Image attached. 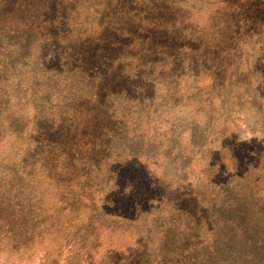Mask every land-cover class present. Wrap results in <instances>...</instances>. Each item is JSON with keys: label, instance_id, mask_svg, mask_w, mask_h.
Segmentation results:
<instances>
[{"label": "trees", "instance_id": "1", "mask_svg": "<svg viewBox=\"0 0 264 264\" xmlns=\"http://www.w3.org/2000/svg\"><path fill=\"white\" fill-rule=\"evenodd\" d=\"M196 1L0 0V264H14V255L18 261L52 231L59 238L48 243L55 252L49 264H264V164L245 159L249 139L221 128L199 189L177 183L172 198L148 177L142 153L118 135L116 124L136 133L159 108L176 107V94L202 97L203 134L241 114L238 89L264 100V0H205L212 9L201 20L190 13L202 11ZM166 68L171 79L157 101V70ZM171 128L170 151L183 132ZM189 132L191 157L206 145ZM250 132L264 135V127ZM113 144L124 159H108ZM95 149L105 154L103 171L88 158ZM77 162L91 166L99 183L86 172L70 183ZM41 168L60 189L57 212L41 207ZM101 183L110 187L100 213L85 208L82 218L77 203L93 201ZM165 207L172 219L159 241L139 234L134 246L108 248L93 260L101 246L98 218L136 224L150 216L154 223ZM58 212L74 216L61 221ZM74 244L79 261L64 253ZM46 254L34 264H47Z\"/></svg>", "mask_w": 264, "mask_h": 264}, {"label": "rangeland", "instance_id": "2", "mask_svg": "<svg viewBox=\"0 0 264 264\" xmlns=\"http://www.w3.org/2000/svg\"><path fill=\"white\" fill-rule=\"evenodd\" d=\"M196 3L197 5H200L202 11H197V9H194L190 10V13H193L194 16L198 17L201 20L205 16V14L212 9V6L206 3L205 0H198L196 1ZM157 72H163V75L158 76L160 85H158L156 88L157 90L154 98L158 101L160 99L159 96L167 93L165 86L171 79L169 78L171 76V73L167 68L166 70L158 69ZM243 90L244 89H238V91L235 92L238 94L241 93V100L239 101V103L243 104L240 108L241 114L233 113V121H231L230 123H225L222 125H220V123L218 122L213 123L211 126V131L208 132V134H203V126L205 123V116L203 112L206 110V104L200 102L202 97L200 99L198 97H195L186 100L182 98L181 94H176V96H173L172 100H176L177 98L179 101H181V103L176 105V107L174 108H159L160 112L157 113L156 116H151L141 122L140 127H138V132L142 131V135H144L143 138L138 137V132L133 133L130 129L122 130V127L116 124V127L118 128V135L120 136V138H122L120 139V141H128L129 143H133L136 149L142 153L140 159L145 163L144 166L147 169L144 170L148 171V174L150 175H148V177L152 178L153 180L160 181L163 186L166 187V190L162 188L163 190H165L164 192L171 195L172 198L175 197L174 195L176 194V188H178L177 183H180V186L182 187H187V184L189 182H192L193 191H197L196 189H199L197 188L199 187L197 183L206 178L204 169L206 163L208 162V158L210 157L209 153L220 147V139L222 135L221 128L223 127L229 129L234 128L237 131V137H239L240 140H250V143H248V152L245 159L257 156L258 163L261 168V164H264V135L260 132L251 133L250 129H261V127H264V100L249 99V97L242 94ZM250 91H252V88ZM152 92L155 91L151 90V93ZM263 92L264 90L261 89V93ZM235 100L236 98L233 96L230 98V101L234 105L238 106L239 104H236L237 102H235ZM214 102L215 104H217L218 99H215ZM197 105H199L200 110L196 112ZM239 107L240 106L234 107V109H239ZM252 107H256L258 108V110ZM173 124H176L177 129L183 132L180 136H178L179 139L175 141L177 142L178 146H175L174 150L170 151L172 148V146H170L169 144L171 140L170 129H172L171 125ZM189 131H192L194 133V139L197 141V143H201L205 139L206 145V147L202 148L199 153L191 157ZM212 139L214 140L211 141ZM113 141L115 142L116 140L114 139ZM232 144L233 142L231 141V145ZM261 153H263L262 156ZM81 154L84 155L85 153L82 152ZM104 155V152H102L100 149H95V154H88L89 159H95V162L93 163L100 164V171L104 170ZM143 155H146L147 158ZM125 156L126 152L122 151L121 148H118L117 144H113L112 151L108 153V159H110L111 161L122 160L125 158ZM187 162L190 164L189 168H186L185 166V163ZM44 170L45 169L41 168V170H39L37 173L38 185H36V189L40 194V197L42 195L40 204L45 213L48 211L52 212L53 210H56L55 212H57L60 210L58 207V198L62 197L60 195V189L56 187L53 182H48V179L46 177L47 173ZM85 172L88 174V180L89 182H92L93 186L99 183L98 179L100 177L95 174L93 168L91 166L82 167L79 162H77L76 165H74V168L71 170L72 175L70 177L72 179V182L70 183L74 182L73 180H75L74 177H76V173ZM51 174L54 179H56V174L58 173L52 171ZM255 174L261 175L260 170H258V172H255ZM182 177H186L184 183L180 182V179H182ZM256 185L257 186L255 189H260L259 193H261V182ZM101 187V191L96 190L95 195L91 194L92 199H94L93 201L84 200L81 201L80 204L77 203L76 206L83 208L82 218H85L88 215V209L90 207H93V211H97V214L100 213L99 208L101 199L104 195L103 193L106 191V189H108V187H110V184L104 185L101 183ZM159 213L160 217L154 218V223L153 221H151L152 218L150 216H148L144 222L139 221L136 224H127L125 222L121 223L113 219L110 220L98 218L100 220V224H97V233L101 240V246L97 251L94 252V255L92 256L93 260L95 262L99 261L102 254L108 248L114 247L116 249H125V247L128 245L134 246L135 238L139 234L145 235L146 233H149V236L153 241H159L161 231L169 224L168 221H171L172 219V217L168 215L167 207L161 208ZM58 214L60 215L61 221H68L69 218L74 216V213L67 212L61 214L58 212ZM57 238H59V233L56 231L54 233L52 231L49 236L46 235L44 237V242L35 243L34 248H31V250L26 254H19L20 256L18 255V261L17 255H14L13 257L16 259L14 264H34L35 262L38 263L39 260H42L41 255L45 254L46 251V263L49 264L53 259L55 252L50 246H48V243L51 240ZM77 249L78 246L74 244L68 252L65 251L64 253L68 254V257H73V259L79 261L82 255L77 251ZM31 252L32 255H28V253ZM3 257L0 256V259L2 261H5ZM10 259L13 260V258ZM80 263L82 264L83 262Z\"/></svg>", "mask_w": 264, "mask_h": 264}]
</instances>
